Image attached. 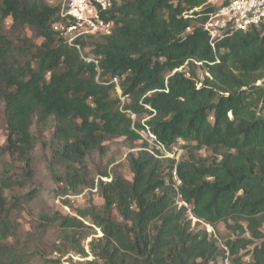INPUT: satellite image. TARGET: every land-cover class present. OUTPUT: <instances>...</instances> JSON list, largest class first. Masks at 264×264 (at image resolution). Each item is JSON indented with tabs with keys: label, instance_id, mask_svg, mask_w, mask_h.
Here are the masks:
<instances>
[{
	"label": "trees",
	"instance_id": "trees-1",
	"mask_svg": "<svg viewBox=\"0 0 264 264\" xmlns=\"http://www.w3.org/2000/svg\"><path fill=\"white\" fill-rule=\"evenodd\" d=\"M213 10L206 0H119L107 16L114 33L79 39V50L54 29L56 3L0 0V157L12 161L0 169V264H63L70 255L93 256L75 264H264V23L226 35L214 51L203 28ZM6 22L19 49L30 47L24 60ZM26 29L41 43L23 37ZM114 78L129 96L123 106ZM144 119L167 151L183 142L179 161L142 138ZM35 126H53L61 194L96 187L104 201L101 210L41 215L54 232L50 251L31 249L15 216L37 194H15L36 175ZM111 137L141 142L128 155L133 177L105 171L89 181L87 159ZM222 223L220 242L208 225ZM97 229L102 236L85 244Z\"/></svg>",
	"mask_w": 264,
	"mask_h": 264
},
{
	"label": "rangeland",
	"instance_id": "rangeland-1",
	"mask_svg": "<svg viewBox=\"0 0 264 264\" xmlns=\"http://www.w3.org/2000/svg\"><path fill=\"white\" fill-rule=\"evenodd\" d=\"M3 34L7 38L11 39L13 46L15 47V56L19 60H24L26 56H29L31 53L28 51L30 47L26 45L23 47V50H20L21 40H18L15 34L10 27L9 23H5ZM23 37L27 39H32L36 43H41V40H37L33 37L31 31L26 29L22 31ZM32 53L36 50L32 49ZM47 130V131H46ZM34 132L39 133L40 143L36 147L34 153V166L36 169V175L32 184L28 185L26 188L17 189L15 191L16 195H23L29 192L31 189L37 190L35 199L29 204L24 205L21 211L15 214L17 220H19L20 234L19 237L27 242L28 245H33L31 249H46L50 251L51 245L54 244L53 239L54 232L51 231L49 227L45 228L40 225L41 215L43 214H52L56 211L69 214H77V209L84 210L86 208H91L95 206L97 210H101L104 204V201L99 195L98 189L91 187H83L79 194H74L72 190H68L67 193L61 194L62 188L66 185L60 186L55 177L54 172L59 171L64 173V170L58 166H54L52 163L53 157V148L50 143L51 135L53 132V126L48 129L34 127ZM7 133H6V119L4 114V106L0 103V148L6 143ZM183 144V142H180ZM106 152H101L99 150L94 151L91 156L87 159L86 177L89 181L95 179L97 183L100 178V173L108 171L111 174L116 173L122 175L127 179H132L133 174L131 172L130 163L128 161V155L131 152L138 151L141 146V142H136L134 144L131 141H128L124 137H111L106 142ZM134 147V148H132ZM202 156L206 157L210 155V152L203 150L200 153ZM11 163V159L8 157H0V169L4 168V163ZM19 163H13L10 167L12 172L20 173ZM54 166V167H53ZM104 180H111L110 178H103ZM62 195V196H60ZM67 200L71 206L68 207L64 204V201ZM114 219L122 220L117 212L113 214ZM196 219H193V226L196 223ZM88 222H91V219H88ZM264 229V227H263ZM208 231L213 233L215 237L221 242L223 241V236L228 234L224 223L220 224L217 229L208 225ZM53 232V233H52ZM98 234L90 236L85 241L89 243L93 236L99 237L102 236L100 229H97ZM89 251V248L87 246ZM35 259H40L39 254H34ZM93 256L90 255L83 260H90ZM246 257L245 259H248ZM36 262H39L36 260ZM42 261L40 262V264ZM219 264H231L229 260H220Z\"/></svg>",
	"mask_w": 264,
	"mask_h": 264
},
{
	"label": "built area",
	"instance_id": "built-area-1",
	"mask_svg": "<svg viewBox=\"0 0 264 264\" xmlns=\"http://www.w3.org/2000/svg\"><path fill=\"white\" fill-rule=\"evenodd\" d=\"M59 6L61 21L54 26L55 31L63 37L69 45H75L79 50V39L88 36H109L115 31L114 21L107 18L114 3L119 0H48ZM206 4L214 7L204 24V31L209 37V44L216 51L217 43L226 35L234 31H247L258 28L264 23V0H206ZM190 31L191 29L188 28ZM201 64V63H197ZM209 75V73H207ZM118 96L123 106L129 100L119 86V79L114 78ZM135 119V115H132ZM138 132L151 146L154 145L165 156L179 161L183 154L181 141L174 145L172 151H167L165 145L156 134L145 124ZM178 184L181 183L177 172H174ZM180 206L188 204L179 201ZM73 258L74 261H71ZM80 256L70 255L62 259L63 264H75L84 261Z\"/></svg>",
	"mask_w": 264,
	"mask_h": 264
},
{
	"label": "clouds",
	"instance_id": "clouds-1",
	"mask_svg": "<svg viewBox=\"0 0 264 264\" xmlns=\"http://www.w3.org/2000/svg\"><path fill=\"white\" fill-rule=\"evenodd\" d=\"M81 50V49H80Z\"/></svg>",
	"mask_w": 264,
	"mask_h": 264
}]
</instances>
